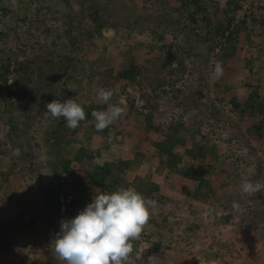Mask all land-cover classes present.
<instances>
[{
	"label": "rangeland",
	"instance_id": "374dc122",
	"mask_svg": "<svg viewBox=\"0 0 264 264\" xmlns=\"http://www.w3.org/2000/svg\"><path fill=\"white\" fill-rule=\"evenodd\" d=\"M76 1L0 0V69L12 65L0 82V241L11 243L0 246V264H63L52 241L71 214L60 207L78 190L86 206L95 192L82 191L58 163L97 148L95 165L125 158L134 175L161 187L158 222L131 241L127 264L153 255L154 264H243L233 258L240 246L255 264L264 262V133L255 128L264 113L246 105L251 98L264 106V0ZM98 3L104 18L112 11L100 29L90 17ZM219 26L228 30L210 47ZM31 61L40 65L17 72ZM217 62L224 72L214 79ZM132 65L135 78L120 75ZM100 89L113 92L108 103L98 99ZM76 97L82 107L119 104L124 112L100 132L93 119L60 129L63 118L46 115V105ZM175 131L204 147L206 160L183 154L180 165L202 170L206 187L159 167L155 145ZM242 178L259 192L243 194ZM42 184L58 194L53 221Z\"/></svg>",
	"mask_w": 264,
	"mask_h": 264
},
{
	"label": "clouds",
	"instance_id": "9594fccd",
	"mask_svg": "<svg viewBox=\"0 0 264 264\" xmlns=\"http://www.w3.org/2000/svg\"><path fill=\"white\" fill-rule=\"evenodd\" d=\"M175 63V62H174ZM224 69L221 62L215 65L212 76L219 79ZM113 92L100 89L98 99L108 103ZM78 97L54 99L46 105V115L53 119L63 118L65 127L75 130L86 119V113ZM124 109L119 104H108L105 111H93V123L98 132L103 131L121 117ZM19 151V150H17ZM243 194L258 193L260 185L242 178ZM157 202L132 187L115 191L95 190L92 202L71 219L60 222V231L52 241L56 256L63 264H127L133 253L131 241L141 237L145 225L157 209ZM232 207L240 209L233 201ZM155 255L149 256L147 264H153ZM208 264H217L211 260Z\"/></svg>",
	"mask_w": 264,
	"mask_h": 264
},
{
	"label": "trees",
	"instance_id": "16d2710c",
	"mask_svg": "<svg viewBox=\"0 0 264 264\" xmlns=\"http://www.w3.org/2000/svg\"><path fill=\"white\" fill-rule=\"evenodd\" d=\"M87 1L90 2L91 0H79L76 2H78V4H80L81 7H86ZM103 2H105V0H100V4ZM91 8L93 9V13L91 14L90 17H92L95 23H97V29H100L103 27L104 24L108 23L109 19L112 17L110 16L112 11L111 10H108V12L105 11V14L108 17L104 18L103 15L102 16L100 15L103 6H100L98 3V4H93ZM131 22L132 20L130 19V22H128L129 25H132ZM137 22L138 21H136L135 23L139 24V28L145 26L144 21H142L141 19H139V23ZM113 23L114 26L117 25V22H113ZM227 30L228 29L223 28L222 26L217 27L215 29V33H213L212 38L209 39L208 45L211 47L210 42H213L217 34L221 36H225ZM33 64L39 66L40 62H33V61L28 63L20 62L18 65L19 68L17 69V72L22 70L26 71V69L29 70L32 68ZM11 68H12L11 63H8L6 66L0 69V82L2 79L5 82H8V76L11 73ZM138 73H139V67L132 65L130 70H124L120 73V75L125 78L133 79L137 76ZM53 75L56 76L55 73H53ZM48 81L52 82L51 76L48 77ZM12 88L13 87L11 86L10 89H8L10 99L14 98V95L16 94L15 92L12 91ZM257 93L258 92L255 91L253 93V96L257 95ZM34 99L36 100V98ZM30 104H28V106ZM246 105H249L250 109H252L253 111L256 109V112H259L261 114L264 113V106L260 104L255 105V103H253V99L251 98L249 99V101H246ZM83 108L86 113V119H93L91 115L93 111L98 109L102 110L101 107L95 105H93L92 107L84 106ZM60 127H61L60 129L65 127L64 119L61 121ZM255 128L257 129L258 134L260 132L264 133V122L261 123L260 126ZM65 130H70V129L65 127ZM155 146L158 148L159 154L161 156L158 165L160 168L164 170L165 173L167 172V175L171 172L172 173L171 175L174 178H178V179L190 178V179L198 180L201 184L199 185V187L202 186L206 187V185H208L209 181L205 179L204 172L200 170L198 167L194 165L191 166L180 165L183 161V154L193 158L194 160H199L201 157H203V160H206L207 158H205V156H207V154L204 150V147L198 146L197 143H193L191 144V146H189L184 138L179 137L176 131L173 134L169 135L164 142L156 143ZM176 148H178L177 151H175ZM94 152L95 153L101 152V149L97 148L96 151ZM94 152L91 150L89 153L86 154L83 153V151H81L73 159H61L58 164L62 168V173H64V176H66L67 179H73V180L75 178L80 179L79 182L76 184H78L79 187L82 188V191L87 193H92L93 191L95 192L96 189H100L101 191L112 192L120 187H124V188L132 187L141 194H143L144 196L156 201L158 207L163 206L162 204L163 199H161V202H159V199L158 201L157 199H155V193L159 192L160 194L161 187L155 183H149L148 181H145L144 178L138 175H134L130 170L132 161L123 158L117 162H109V163H105L104 165H95L93 163V159L95 157ZM140 155H144L142 150L140 151ZM41 186L43 193L46 195L45 201L47 202L49 214L53 221L55 219L54 214L57 210V206L60 205V202H58L59 201L58 194L55 193V191L53 190L49 191L47 185L45 186L42 184ZM198 189L200 192V188ZM77 194L79 196L78 199H75L74 197L72 198V196L68 195L67 202L62 203V206L60 207L61 211L62 208L64 211L67 212L70 211L69 214L71 215L67 219L73 218L79 211L85 208V206H83L84 201L81 202L82 199L79 190L74 196H77ZM199 195L202 196L200 193ZM192 198L194 199L193 196ZM156 210L151 216L148 224H155L158 222ZM2 228L3 229L6 228L3 225L0 226V236L4 237V232ZM8 239L9 238H7L6 240L2 239L0 241V246L1 247L6 246L5 249H8V247L11 246V243L8 241ZM234 257L236 258L240 257L243 264H255L254 263L255 259H251L246 255V249L243 248V246H240L238 248V252L236 253V255L234 254L233 258ZM145 264H147V261L145 262ZM261 264H264V262H262Z\"/></svg>",
	"mask_w": 264,
	"mask_h": 264
}]
</instances>
